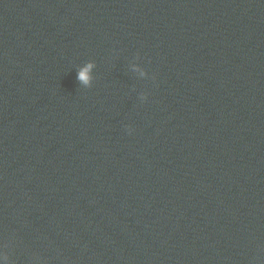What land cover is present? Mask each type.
Masks as SVG:
<instances>
[{
    "label": "clouds",
    "instance_id": "obj_1",
    "mask_svg": "<svg viewBox=\"0 0 264 264\" xmlns=\"http://www.w3.org/2000/svg\"><path fill=\"white\" fill-rule=\"evenodd\" d=\"M92 66V64H88L87 66L82 68L78 73L77 79L84 85H88L90 83L91 77L89 75V72Z\"/></svg>",
    "mask_w": 264,
    "mask_h": 264
}]
</instances>
